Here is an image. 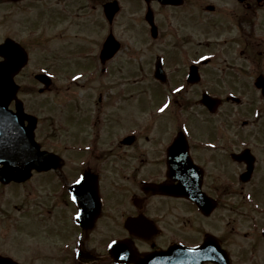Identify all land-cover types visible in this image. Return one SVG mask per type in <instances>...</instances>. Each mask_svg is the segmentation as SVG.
Returning <instances> with one entry per match:
<instances>
[{
  "label": "flooded vegetation",
  "instance_id": "af4514ba",
  "mask_svg": "<svg viewBox=\"0 0 264 264\" xmlns=\"http://www.w3.org/2000/svg\"><path fill=\"white\" fill-rule=\"evenodd\" d=\"M103 22L158 48L137 104ZM0 264H264V0H0Z\"/></svg>",
  "mask_w": 264,
  "mask_h": 264
},
{
  "label": "rangeland",
  "instance_id": "374dc122",
  "mask_svg": "<svg viewBox=\"0 0 264 264\" xmlns=\"http://www.w3.org/2000/svg\"><path fill=\"white\" fill-rule=\"evenodd\" d=\"M85 19H90L89 13H84ZM93 18L96 20H99V16L97 14L93 15ZM124 18L119 22V27L123 29L124 27ZM107 22V21H106ZM103 22L101 26H99V29H101V34L95 35L96 39L99 41V46L104 41V35H106L109 32V23ZM80 24L79 22L77 24H72L71 30L77 31V26ZM89 26H86L83 28L81 34L79 35L81 37V42L87 41L91 42L92 38L91 35L88 33ZM114 30V25H113ZM71 35V34H70ZM137 33L131 34L130 38L131 40H128L124 43V50H121L119 54H117L112 62H111V73H107L101 77L103 81H114V93L117 94V102L124 104L126 100H124V97L130 96V92L133 93V95L130 96V101L133 100L134 104H137L138 99L144 96V90L140 89L141 85H144L145 83H148L150 81V75L149 73V67L151 66L149 64V61L151 60V57L154 53V50H158L155 46L148 45L147 42L141 41V42H134L136 40ZM102 39V40H101ZM83 40V41H82ZM57 41V40H55ZM80 42V43H81ZM54 43V42H53ZM69 44L76 45L77 41L74 39H70ZM154 49V50H152ZM133 50H138L139 53H133ZM151 50V51H148ZM33 59L32 64L29 67V69H36L38 67H41L40 64L46 63L49 61H53L54 58L49 56L46 51H43L40 53L39 51L35 50L33 53ZM137 58V59H135ZM74 65L70 66L71 70L78 69L80 70V66H85V61L83 60L81 63L78 64V67H73ZM143 67V69H142ZM137 68H141V71H138ZM75 69V70H76ZM56 70V78L59 83H66V77L65 74L72 73L64 71L62 67H60V70ZM76 73V72H75ZM26 75L29 76V73H26ZM76 81H71V83H74ZM109 82L108 84H110ZM139 86V87H138ZM76 93H78L77 88L75 89ZM120 94L122 96H120ZM62 97V94H60ZM67 97L68 95H64ZM150 97L151 95H147ZM115 99V94H114ZM129 101V102H130ZM115 102V100H114Z\"/></svg>",
  "mask_w": 264,
  "mask_h": 264
},
{
  "label": "water",
  "instance_id": "95a60500",
  "mask_svg": "<svg viewBox=\"0 0 264 264\" xmlns=\"http://www.w3.org/2000/svg\"><path fill=\"white\" fill-rule=\"evenodd\" d=\"M107 51H109L110 54L114 53V37H110L109 40L106 42L104 52H107ZM25 60L26 59H24V62H25ZM6 81L8 83H13L14 81H13L12 75L7 74ZM47 160H48V157L45 156L44 153H39L38 162L40 165L44 162H47ZM17 161H18L19 165H22L24 168L8 167L6 169V173L12 175L15 178H20L19 172H21L23 170L24 175L22 176V179L27 178L30 175L31 167L36 162H34V159H32L31 154L26 153V152L18 153Z\"/></svg>",
  "mask_w": 264,
  "mask_h": 264
},
{
  "label": "snow or ice",
  "instance_id": "6c2138e0",
  "mask_svg": "<svg viewBox=\"0 0 264 264\" xmlns=\"http://www.w3.org/2000/svg\"><path fill=\"white\" fill-rule=\"evenodd\" d=\"M177 91H179V89H177ZM167 107V105H165V108ZM164 109L162 108L161 111H163ZM80 181H77V183H79Z\"/></svg>",
  "mask_w": 264,
  "mask_h": 264
}]
</instances>
